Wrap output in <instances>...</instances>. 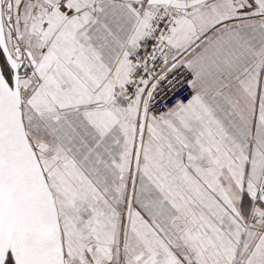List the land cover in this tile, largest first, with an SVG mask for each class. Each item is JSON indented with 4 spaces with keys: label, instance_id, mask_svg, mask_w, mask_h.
<instances>
[{
    "label": "snow or ice",
    "instance_id": "snow-or-ice-1",
    "mask_svg": "<svg viewBox=\"0 0 264 264\" xmlns=\"http://www.w3.org/2000/svg\"><path fill=\"white\" fill-rule=\"evenodd\" d=\"M0 264H264V0H0Z\"/></svg>",
    "mask_w": 264,
    "mask_h": 264
}]
</instances>
